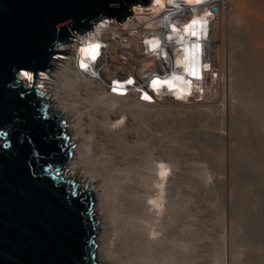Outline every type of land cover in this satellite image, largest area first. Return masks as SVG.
<instances>
[{
  "label": "bare ground",
  "instance_id": "bare-ground-1",
  "mask_svg": "<svg viewBox=\"0 0 264 264\" xmlns=\"http://www.w3.org/2000/svg\"><path fill=\"white\" fill-rule=\"evenodd\" d=\"M230 1L232 2V0H229L227 6L231 5L233 9L230 10H233L236 16L238 15V18H235V20L238 19L239 22V25L237 24V29H239L243 36L246 35L248 39L250 38V40L253 41L254 49H258L260 45L264 44L262 43L264 40V17L261 15L263 17H261V19L259 18V14H257V16L255 13H259L256 11H260V13L262 12L264 14V0H233L232 3H230ZM223 12L221 15L224 16L225 13L223 14ZM223 20L222 22H224ZM220 28L222 29L221 26ZM214 33L210 42L213 50L211 63L212 72L208 78L210 83L207 81L208 85L211 84V87L214 86V80H218V75L220 73L218 69H216L217 61L214 57V47L218 42L216 29ZM188 49L190 58L194 48L189 46ZM254 51L255 50H252V52ZM251 53L249 51L247 55H244V59L247 62H250V60L254 58L253 55L255 54L256 56L257 52L253 53V55ZM184 55L185 53L182 50L177 58L183 60ZM242 58H240L241 61ZM193 60L196 62L197 59L195 58ZM241 61H239V63L243 62L246 65V61ZM251 62H254V60ZM251 62L249 64H252ZM239 63L237 64L239 65ZM185 65H187V61H185ZM239 66L237 69H239ZM247 66H245V69H247ZM229 68H231V65H229ZM244 71L246 72V70ZM259 77L263 79L262 76H258V78ZM41 78L42 79H38L36 83H38L39 87L43 90L49 87L50 92L48 94L46 93L47 96H43V98L48 99L50 110L58 111L61 118L68 122L66 132L69 136L68 141L72 143V154L67 162L65 175L68 178L79 181L81 187L89 183H93L94 185V216L98 222L95 249L96 264H195V231L193 233L194 195L193 191L190 189L191 186L189 187L191 184L184 183V177H182L181 174L180 160L176 149L177 131L175 130V126L177 125L174 123L175 120L169 122L170 124L174 123V126L171 125L175 127L173 129L169 128L171 126L168 127V122L165 120L170 130L167 128L165 129V124L163 125V123H161L162 121L159 124H162L164 128L161 127V125L147 127L145 124L146 121L154 120V118L158 116V110H156L155 107L158 105L157 103H143L138 101L134 95H108L105 91L99 89L93 82L80 79L68 67H63L55 71L51 77L49 75H42ZM261 78H259L260 80L258 79L260 82H262ZM21 79L28 83L33 80L28 81L23 78ZM257 83L258 86L261 87V84H259V82ZM263 83L264 82H262V84ZM73 90L82 93L84 96L82 97L76 94L78 96L71 98L70 96ZM208 94L210 95V92ZM166 100V103H168V105L170 104V108L171 106L173 108H180L185 105V103L173 98H166ZM203 100H205V98ZM227 101L229 102L231 99L226 100V102ZM94 104H99L101 108L106 109L98 118L95 117L96 115L94 116V114L92 115L89 112V109ZM113 104L116 105L115 109L112 108ZM193 105L191 103L190 107ZM228 107L229 109L227 108V110L230 111L231 105H228ZM223 111H225V108ZM224 113L222 112V115ZM227 115L229 114H226V120L228 118ZM121 116H126L128 118L126 123L123 126L112 128L111 125ZM223 116L222 119L224 120L225 116ZM171 120L172 119H170V121ZM153 122L155 123V121ZM224 129L226 130V128ZM224 161L222 162L224 165L222 166L221 164V166L230 170V168L233 167L231 165L232 163ZM228 170L225 173H221V175L218 174L219 176L216 175V172L214 173L216 175L215 177L212 175L213 188L220 182H226L232 177L231 170ZM209 195L211 196V194ZM223 198L225 199V197ZM231 198H229L228 195V199L224 201L225 207L221 206L222 210L220 209L221 212L223 211L221 215L225 214L223 217L228 219V229L235 226L234 214L237 211H235L236 206L231 201ZM234 245L230 246V248ZM228 249H221L222 251L217 255L216 261L214 260L213 264H235L238 262L236 261V254H232L233 256L231 258Z\"/></svg>",
  "mask_w": 264,
  "mask_h": 264
},
{
  "label": "water",
  "instance_id": "water-1",
  "mask_svg": "<svg viewBox=\"0 0 264 264\" xmlns=\"http://www.w3.org/2000/svg\"><path fill=\"white\" fill-rule=\"evenodd\" d=\"M150 1L0 0V264H96L94 185L65 175L68 122L38 94L37 73L64 55L59 42Z\"/></svg>",
  "mask_w": 264,
  "mask_h": 264
},
{
  "label": "rangeland",
  "instance_id": "rangeland-1",
  "mask_svg": "<svg viewBox=\"0 0 264 264\" xmlns=\"http://www.w3.org/2000/svg\"><path fill=\"white\" fill-rule=\"evenodd\" d=\"M232 2L230 1V3ZM229 6H224L218 17L216 31L219 43L217 42L214 47V57L217 61V68H215L218 69V72H220V76L218 75L219 81L214 80V88L211 87V84H206L207 92H210V95L206 93V96L204 97L206 101L202 100V102L196 103L198 106L196 104H192L194 107H190L191 104L185 103L183 107L173 108L171 106L170 108V104L168 105V103H166L167 100L161 99L157 102L158 105L155 106L156 110H158L159 112V114L157 112L158 116H156L154 120H151L152 123L151 121H146L145 124L147 127L161 125V127L163 128V125L165 124V129L167 128L168 130H170L169 128L173 129L176 127V149L178 151L177 154L180 160L181 174L182 177H184V183L191 184L188 185L189 187H192H190V189L193 191L194 195L193 233L194 231L196 233H194V246L196 247H194V249H196L194 251L195 264H213L214 260L216 261L217 255L220 253V251H222L221 249L226 250V248H229L228 251L231 258L233 256L232 254H236V261L238 262H236L235 264H264V83L262 84V82H264V56H262L264 55V44L260 45L258 49L256 48L257 50L253 48V41L250 40V38L248 39L246 35H244V37L239 29H237V24L239 22L238 19H236V23L235 18H238V15L236 16V14L233 13V10H230L233 9L231 8V5ZM222 12L223 14L225 13L224 16L221 15ZM256 12H259L255 13L256 15L259 14V18L262 17L261 15H263L264 17V14L262 12ZM222 17L224 18V20ZM222 20L225 23L222 22ZM220 26L223 30L220 28ZM229 27L232 29H230ZM245 40L249 43H247ZM262 43H264V40L262 41ZM261 48L263 49V51ZM252 50H255L257 53L255 51L252 52ZM249 51L250 53L252 52V55L253 53H256V56L254 54V58L250 60V62L254 60V62H251L253 64V67L252 64H249V61L248 63L244 59V55H247ZM240 58H242V61H246V65L241 61ZM239 61H241L242 63H239ZM237 63H239L240 66ZM228 64L231 65V68H229ZM237 65L239 66V69H237ZM245 66H247V69H245ZM240 67L246 70V72ZM240 71H242L243 73ZM222 76L224 78V81ZM258 76L263 77V79L259 77L261 78L262 82L259 81L260 79L258 78ZM207 81L209 82L210 80ZM256 81L261 84V87L258 86V83ZM71 94V98L78 95H81L82 97L84 96L82 93H79L78 91L75 92L74 90ZM230 99L231 101L226 102V100ZM223 101H225L226 103ZM222 104L224 105V107ZM228 105H231L230 111L227 110V108L229 109ZM224 108L225 111L227 110L226 112L223 111ZM104 110L106 109L101 108L99 104H94L89 109V112L92 115L94 114V116L96 115L95 117L98 118L103 114ZM222 112H225L223 114L225 117L222 115ZM226 114H229L227 115L228 118L230 117L229 119L227 118V120ZM222 116L227 123H222L224 121L222 119ZM161 117L163 118V120ZM170 119L172 120L170 121ZM165 120L168 123L175 120L174 123L177 126L173 127L174 123L168 124ZM153 121H155V123ZM160 122L163 123V125L159 124ZM166 123L168 127L171 125L173 126L168 128ZM224 128H226V130ZM223 161L232 163L231 165L233 167L230 168L232 177L226 182H220L213 188V176H219L221 175V173H225L228 170V168L226 169L222 167L224 165V163H222ZM66 166L64 167V170L67 169ZM215 172L216 175L214 174ZM209 177L211 178L210 181ZM222 191L224 194L222 193ZM209 194H211V196ZM228 195L229 198L232 197L231 201L236 206L235 211L237 210L234 214L235 226L229 229L227 224L228 219L226 217H223L225 216V214L221 215L223 213V211L221 212L222 207H225L224 201L228 199ZM223 197H225V199ZM228 232L231 234H229ZM232 245L234 246L230 248V246Z\"/></svg>",
  "mask_w": 264,
  "mask_h": 264
},
{
  "label": "built area",
  "instance_id": "built-area-1",
  "mask_svg": "<svg viewBox=\"0 0 264 264\" xmlns=\"http://www.w3.org/2000/svg\"><path fill=\"white\" fill-rule=\"evenodd\" d=\"M177 3H181V0H176ZM228 0H203L200 4H184L181 3V8L178 10L173 5H167L165 0V9L160 10L158 6H152V0L146 6L136 4L133 5L128 15L122 22L118 23L115 19L102 18L92 26V30L95 25L108 20L109 25L103 30L101 39L108 44L106 49H102V55L97 61V70L100 72V77L91 78L87 74L80 72L75 67L76 50L80 46L81 38L85 37L91 28L83 32L82 35L78 32L74 34V38H67L65 41L59 42L56 45V50L63 52L62 54H53L51 67L44 72L39 71L37 73V79H42V75H49L50 77L55 71L68 67L74 74L80 79L93 82L99 89L105 91L108 95H118L111 93V86L113 82L123 83L127 79L132 78L135 83L127 86L129 91L124 96L134 95L138 101L147 104H156L161 99L173 98L172 95L155 97V94L149 89L148 84L153 75L163 78L165 74H171L175 68V61L177 56L183 50L181 45H177L175 40L169 42L166 40V36L171 33L169 27L170 24L175 23L177 27L188 23L193 16H201L205 10L212 15L206 17L209 20L207 26V36L204 38L203 26L201 22L200 31L198 35L201 36L200 44L201 49L197 54L195 49L187 60V66L189 68L195 67L201 78L197 80L194 77L185 76L186 79H191L194 84L199 85L197 90L193 88L191 95H187L186 99L178 100L186 104L200 103L207 93L206 83L212 72V47L211 37L215 32L219 13H221L224 6L228 5ZM144 7V11H140V7ZM196 11L193 12L192 9ZM164 15H169L168 20H164ZM151 25V27H149ZM193 30H196L195 28ZM158 36L162 41V47L167 52V59L157 58L155 55H149L145 52V45L143 40L146 37ZM186 40H189L188 47L195 41V37L186 36ZM180 51H177V49ZM193 55V56H192ZM195 56V57H194ZM197 59L194 62L193 59ZM192 61V62H191ZM198 61V62H197ZM207 63L209 68L205 70L203 65ZM175 71L179 74L183 71V68H175ZM37 87L39 84L36 83ZM141 87L142 92L138 93L134 89ZM47 89H38V94L41 97H46L50 92L49 87ZM144 91H147L149 95H152L154 102L142 101L140 99ZM47 93V94H46ZM120 96V95H119ZM47 99V98H46ZM177 100V99H175Z\"/></svg>",
  "mask_w": 264,
  "mask_h": 264
},
{
  "label": "clouds",
  "instance_id": "clouds-1",
  "mask_svg": "<svg viewBox=\"0 0 264 264\" xmlns=\"http://www.w3.org/2000/svg\"><path fill=\"white\" fill-rule=\"evenodd\" d=\"M203 0H181V3L184 4H200ZM167 5H173L176 9L181 8V3H177L176 0H166ZM115 7H119V5H113ZM152 6H158L160 10H164L165 0H152ZM140 11H144V7H140ZM193 12L196 11L195 8L192 9ZM212 14L205 10V12L199 16H193V18L186 24L177 27L175 23L169 25L171 29V33L168 34L165 38L167 41L171 42L175 40L177 45H181L183 48V52L185 53L183 60L177 58L175 61V68L183 67V71L181 73H177L175 68L171 72V74H165L163 78L157 75H153L151 78L148 87L155 94V97H162L167 95H172L177 100L186 99L187 95H191V90L193 88L200 90L198 84H194L191 79H186L185 76L194 77L197 80L201 78L199 71L195 67L189 68L185 65V61L189 59V49L188 44L189 41L185 39L186 36L195 37V41L192 42V47L195 49V52L198 54L201 49L200 39L201 36L198 35L200 31V26L202 22L203 26V35L204 38L207 36V26L209 24V20L206 17L211 16ZM164 20L169 19V15H164ZM90 23V21H89ZM109 25V21L105 20L93 28L92 31L88 32L85 37L81 38L80 46L76 50V60L75 67L82 73L87 74V76L91 78H99L100 72L97 70V61L102 55V49H106L108 44H106L101 36L103 35V30L106 29ZM151 27V25H149ZM196 30H193V29ZM59 33L57 32V36ZM146 54L155 55L157 58L167 59V52L162 47V41L158 36L146 37L143 40ZM177 51H180L178 48ZM198 62V61H197ZM203 68L207 70L209 65L205 63ZM14 76L19 75L21 78L31 81L33 79L31 70L18 69L13 67L12 69ZM135 81L132 78L127 79L125 82H113L114 86H111V93H116L120 96H124L127 94L129 89L127 86L133 85ZM10 86V85H9ZM136 92H142L141 87H136L134 89ZM140 99L142 101L154 102V98L152 95H149L147 91H144L141 95ZM112 108L115 109L116 105L113 104ZM128 118L126 116H121L118 120L115 121L111 126L112 128H117L123 126L126 123ZM211 178L209 177V181Z\"/></svg>",
  "mask_w": 264,
  "mask_h": 264
}]
</instances>
